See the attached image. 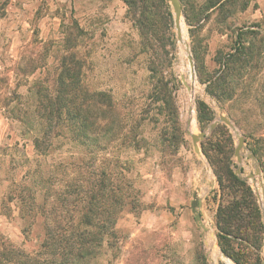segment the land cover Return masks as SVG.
Here are the masks:
<instances>
[{"label":"rangeland","instance_id":"rangeland-1","mask_svg":"<svg viewBox=\"0 0 264 264\" xmlns=\"http://www.w3.org/2000/svg\"><path fill=\"white\" fill-rule=\"evenodd\" d=\"M144 2L151 4L148 13ZM165 2L0 3V251L17 252L25 262L50 259V248L42 246L45 228L76 226L79 203L103 171L112 173L105 195L118 180L125 205L115 234L105 237V247L89 264H213L207 226L236 264L220 247L217 225L220 208L243 195L228 182L229 170L251 187L264 225L252 179H242L257 172L252 146L264 156V0H181L198 81L192 133L205 132L200 154L182 114L179 81L170 73L178 38L173 9ZM64 86L77 102L82 91L112 98L119 113L109 116L108 133L96 130L95 118L86 139L74 138L67 128L48 132L35 112L37 90L42 87L49 97ZM221 116L236 128L220 122ZM214 122L219 123L211 130ZM239 134L245 139L241 162L235 154ZM195 194L206 229L195 217ZM104 211L103 219L114 214L109 206ZM241 253L255 264L247 243ZM260 257L264 264V239Z\"/></svg>","mask_w":264,"mask_h":264},{"label":"trees","instance_id":"trees-1","mask_svg":"<svg viewBox=\"0 0 264 264\" xmlns=\"http://www.w3.org/2000/svg\"><path fill=\"white\" fill-rule=\"evenodd\" d=\"M161 2L166 5L165 0H161ZM0 3L3 6L4 3L6 4V0H0ZM128 4H130L129 1ZM143 4V10L148 13L151 4L148 2ZM62 76L63 74L58 79L60 83L64 77ZM37 94L40 98L35 112L45 123V128L49 133L56 132V130L63 132V129L67 128L74 138L84 137L86 139L89 137L91 129L93 130L94 125L97 124L94 121L95 118L100 121L96 130L105 134L110 130L108 128L110 127L109 116L119 113L112 98L105 92L90 94L87 91H82L79 102H77V95L66 86L57 89L54 96L48 97L44 94L42 87L38 88ZM200 121L202 122L201 115ZM34 143L39 148L40 138L36 137ZM251 150L258 156L264 170V156L260 152V148L252 146ZM203 152L216 168L218 162L213 160L205 147ZM122 169L123 167L118 171V174L123 179ZM113 172L114 175H117V170H113ZM111 174V171L109 173L103 171L98 174L97 186L94 185L87 191L79 203L82 210L76 226L69 222L66 226L57 224L45 228V239L42 246L50 248V259L42 261L37 257H30L29 262H25V260H19L16 256L17 252L13 253L12 250L5 248L0 251V264H89V262H94L102 248L105 247V237L115 234V225L119 219L118 213L122 212L125 205L124 186L118 180L112 185L110 196H106L104 193L107 187L106 182L110 179ZM228 176V182L243 190V195L240 198L229 200L224 207L220 208L217 216L220 247L236 264H249L250 261H246L245 255L241 253L243 244L247 243L255 250V264H261L260 252L263 246L264 225L260 207L251 187L245 181L240 180L232 170H229ZM108 206L113 208L114 214L103 219L102 213Z\"/></svg>","mask_w":264,"mask_h":264},{"label":"bare ground","instance_id":"bare-ground-1","mask_svg":"<svg viewBox=\"0 0 264 264\" xmlns=\"http://www.w3.org/2000/svg\"><path fill=\"white\" fill-rule=\"evenodd\" d=\"M191 52L189 43V37L184 22L181 23V38L177 42V50L174 54V60L172 62L170 73L174 74L178 79V97L182 105V114L184 118H188L189 124L187 123L188 131L194 132L196 129V118H195V97L198 81L196 75L192 72V68L189 64L188 55ZM200 85V84H199ZM195 134V133H192ZM252 179V183L255 189L258 190L261 204L264 208V190L262 184L258 178ZM257 179L259 181H257ZM205 241L208 249V254L213 264H219L220 257L223 258L228 264L233 262L222 254L216 235L212 228L207 226Z\"/></svg>","mask_w":264,"mask_h":264},{"label":"water","instance_id":"water-1","mask_svg":"<svg viewBox=\"0 0 264 264\" xmlns=\"http://www.w3.org/2000/svg\"><path fill=\"white\" fill-rule=\"evenodd\" d=\"M171 4V7L173 9V15H174V26H175V29H176V32H177V38L180 39L181 38V23H182V4H181V0H168ZM188 60H189V64L192 68V72L195 74V62H194V57H193V54H192V51L190 52V54L188 55ZM220 122H224L225 124H227L229 127H231L232 129L236 128L235 124L226 116H221L220 117ZM189 124V122H187ZM219 122H214L212 125H211V130H213L217 125H218ZM188 134L191 136V139L193 141V144H194V150L197 154H200L201 151H200V146H199V143L205 138V132H201L199 134H192L188 131ZM238 145H237V148L235 150V154L237 155L238 157V162H241V150L245 147V139L242 135H238ZM250 157L255 161L256 163V175L258 177V179L260 180L261 184H262V188L264 190V184H263V179H262V171H261V168H260V165L258 163V160L256 159V156L251 153L250 154ZM236 173L238 175H241V169H237L236 170ZM255 174H250L248 175L247 177H242V179H249V178H254L256 179ZM256 191V194L258 196V198L260 199L259 197V193H258V190L255 189ZM201 205V201L197 199V195L195 194L194 196V200H193V203H192V207H193V210L195 212V217H196V220L200 223V225L202 226L203 229H206V226L204 225V223L202 222V217H201V214L200 212L198 211V207Z\"/></svg>","mask_w":264,"mask_h":264}]
</instances>
